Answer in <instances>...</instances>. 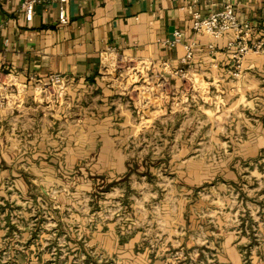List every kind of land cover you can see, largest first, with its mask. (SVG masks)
I'll return each mask as SVG.
<instances>
[{
  "label": "rangeland",
  "instance_id": "374dc122",
  "mask_svg": "<svg viewBox=\"0 0 264 264\" xmlns=\"http://www.w3.org/2000/svg\"><path fill=\"white\" fill-rule=\"evenodd\" d=\"M191 79L173 80L175 95L162 94L163 88L150 101L153 109L138 104V115L133 112L127 129H111L116 142L111 153L117 155L109 163L82 162L77 164L82 174L63 173L42 181L10 176L0 166V264H264V150L249 152L252 159L240 157L248 151L246 120L252 118L253 107L255 113L260 111L264 98H258L259 107L233 106L235 112L230 111V103L221 101L212 82ZM72 92L71 87L62 93L38 92L35 99L29 90L24 101L29 112L20 118L15 137L23 139L40 119L48 121L54 106L66 119L89 118L84 112L75 117L74 105L91 109L98 102H77ZM127 105L132 109L129 100ZM8 122L0 129L5 143L13 137L15 122ZM90 131L79 130V136ZM62 132L67 140L75 136V130L64 125ZM26 165L28 161L20 163L21 168ZM94 165L99 173L109 167L110 175L92 196L94 177L88 173ZM123 167L128 172L118 179ZM31 183L36 188L27 195L22 187ZM70 198L76 209L62 208L61 200ZM107 223L123 235L140 232V254L122 259L109 253L100 236Z\"/></svg>",
  "mask_w": 264,
  "mask_h": 264
},
{
  "label": "crops",
  "instance_id": "0c3cea01",
  "mask_svg": "<svg viewBox=\"0 0 264 264\" xmlns=\"http://www.w3.org/2000/svg\"><path fill=\"white\" fill-rule=\"evenodd\" d=\"M20 3L21 0H0V70L17 74L20 84L33 75L41 79L55 74L65 76L70 80L69 87L77 102L91 98L99 105L91 109L89 106L78 108V105H74L78 109L75 117H79L81 112L90 115L83 119H66V115L56 107L51 110L53 113H50L48 121L40 119L41 125L40 122L36 124L23 139L15 137V129L18 127L17 132H20V118L26 115V105L15 110L0 111V129L10 124L9 120L15 122L12 124L10 143L9 140L4 142L0 130V166H4L10 176H37L42 181L50 176H62L63 173L74 175L77 171L82 174L83 170L77 165L82 162L109 163L114 160L111 151L116 142L112 139L114 135L111 129H127L134 111L129 109L127 101L114 96L98 81L97 70L110 48H115L122 57L148 59L158 66L168 64L175 70L181 67L184 47L194 44L193 59L187 72L205 83L212 82L209 85L215 88L221 101L225 99L230 103V111L235 112L236 108H231L233 106H253L259 97L264 98V54L248 56L242 64L240 77L236 79L232 76L234 63L227 49L231 36L213 39L210 36H197L191 29L195 11L206 16L220 10L226 3L232 4L240 22H250L262 28L264 0H69V23L66 26L58 24L56 4L49 8L37 7L33 21L27 23L20 11ZM175 30L183 32L182 43L174 49L161 46L160 41L170 39ZM112 98H115V103L111 102ZM255 108L250 112L252 118L246 120L244 134L248 151L240 154L242 159L254 157L249 152L256 151L254 155H258L264 150V105L259 107L257 114ZM33 111L36 112V109ZM116 116L120 120H116ZM63 119L65 123H62ZM63 125L75 130V136H68V140L63 138ZM23 127L27 126L23 124ZM84 129L91 131L85 137H80L79 130ZM65 140L70 144L66 149L63 145ZM116 158L123 161L120 157ZM26 161L28 165L21 168L20 163ZM70 161L74 163L68 166ZM106 169L103 167L99 173L100 170H95L94 165L93 170L89 171L88 176L94 177L90 195L94 196L97 187H105L104 178L107 180L110 175L109 167ZM127 172L126 167L120 168L116 176L120 179ZM98 178L104 182L98 184ZM33 187L31 183L22 190L29 195ZM39 187L41 195L48 198L42 184ZM73 191L78 192L77 189ZM69 200H61L62 208L76 209V201L72 198ZM56 221L62 224V220ZM104 230L107 231L100 236L109 253L124 259L136 257L143 250L140 232L123 235L116 232L111 223L105 224ZM235 256L239 262L236 253ZM125 261L130 263L129 260Z\"/></svg>",
  "mask_w": 264,
  "mask_h": 264
},
{
  "label": "built area",
  "instance_id": "2783aa9c",
  "mask_svg": "<svg viewBox=\"0 0 264 264\" xmlns=\"http://www.w3.org/2000/svg\"><path fill=\"white\" fill-rule=\"evenodd\" d=\"M53 4L57 6L58 24L66 26L69 23L67 10L69 0H21L20 11L25 21L31 23L37 7L49 8ZM191 29L197 36H210L213 39L231 36L227 49L234 63L232 76L236 79L240 77L242 64L248 56L264 54V27L260 28L250 22H240L231 3H226L220 10L210 12L206 16L200 11H195L192 14ZM182 40L183 32L175 30L172 37L160 41V45L167 49H174L182 43ZM194 46L189 44L184 47L185 55L180 61L181 67L175 70L168 64L158 66L148 59L122 57L115 48H110L99 65L97 78L113 90L111 91L114 96L124 101L129 100L133 111L138 115V104L147 106V109L150 107L153 109L155 105L150 101L158 98L163 88L165 90L161 91L162 94L175 95L174 91H178L172 86L173 80L180 82L183 80L185 83L192 81L193 76L189 75L187 67L193 59ZM69 85V78L59 74L51 75L47 79L33 75L28 77L25 83L20 84L17 74L0 70V111L15 110L23 106L29 90L37 99L38 92L40 96L49 90L62 93L63 90L68 89ZM145 93L148 94L147 98L144 97ZM138 99L141 101L138 102Z\"/></svg>",
  "mask_w": 264,
  "mask_h": 264
}]
</instances>
